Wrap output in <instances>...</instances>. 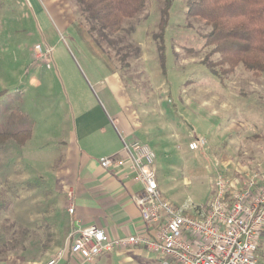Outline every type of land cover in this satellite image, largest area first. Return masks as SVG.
<instances>
[{
	"label": "rangeland",
	"instance_id": "rangeland-1",
	"mask_svg": "<svg viewBox=\"0 0 264 264\" xmlns=\"http://www.w3.org/2000/svg\"><path fill=\"white\" fill-rule=\"evenodd\" d=\"M189 1L148 0L110 31L77 0H0V102L6 93H20L17 107L34 121L25 145L9 141L0 150V259L6 264L51 260L66 245L56 179L73 129L69 99L80 93L90 104L89 85L97 92L92 89L93 100L105 101L96 79L108 84L120 77L144 125L137 136L155 152L159 188L171 203L205 205L219 171L264 168V76L242 65L228 72L205 43L210 27L187 16ZM166 2L164 70L154 36ZM199 137L206 145L191 149ZM259 256L264 264V250Z\"/></svg>",
	"mask_w": 264,
	"mask_h": 264
},
{
	"label": "built area",
	"instance_id": "built-area-1",
	"mask_svg": "<svg viewBox=\"0 0 264 264\" xmlns=\"http://www.w3.org/2000/svg\"><path fill=\"white\" fill-rule=\"evenodd\" d=\"M123 143L126 157L105 156L100 164L119 168L127 160L132 163L131 176L142 186L134 198L142 230L112 237L97 224L79 226L47 264H58L68 250L84 262H92L104 253L129 246H143L156 253L161 264H259V251L264 250V168L260 164L241 169L232 166V175L219 171L205 205L177 206L160 191L155 152L138 139H123ZM205 145L206 139L199 137L189 147Z\"/></svg>",
	"mask_w": 264,
	"mask_h": 264
},
{
	"label": "crops",
	"instance_id": "crops-1",
	"mask_svg": "<svg viewBox=\"0 0 264 264\" xmlns=\"http://www.w3.org/2000/svg\"><path fill=\"white\" fill-rule=\"evenodd\" d=\"M95 83L105 101L98 96L93 100V88L89 85L90 104L80 93H74L72 101L69 99L73 129L66 159L58 168L56 179L62 208L58 224L64 230V243L72 230L90 224L99 225L112 237H126L142 230L140 209L134 200L142 186L131 176L132 163L127 160L124 167L104 168L100 160L111 155L126 157L123 139L148 144L137 136L144 125L118 75H113L108 84L98 79ZM61 244L62 238L55 247L57 251ZM146 251L149 250L143 246H129L104 253L92 262H84L69 251L58 264L160 263V259L148 260ZM18 260L15 264H47L50 258ZM6 263L0 259V264Z\"/></svg>",
	"mask_w": 264,
	"mask_h": 264
},
{
	"label": "trees",
	"instance_id": "trees-1",
	"mask_svg": "<svg viewBox=\"0 0 264 264\" xmlns=\"http://www.w3.org/2000/svg\"><path fill=\"white\" fill-rule=\"evenodd\" d=\"M77 1L90 18L110 31L120 30L126 20L141 13L148 3V0ZM187 16L210 27L205 43L213 46V53L220 54L221 63L228 65V72L242 65L253 75L264 76V0H190ZM168 17L169 4L166 2L158 25L159 32L154 36L164 70V36ZM212 64L207 65L212 73L219 75ZM5 95L0 102V150L9 141L25 145L32 137L34 125V121L17 107L21 94Z\"/></svg>",
	"mask_w": 264,
	"mask_h": 264
}]
</instances>
